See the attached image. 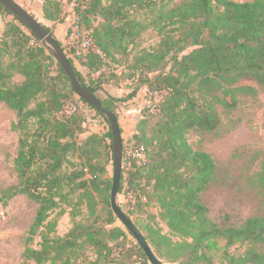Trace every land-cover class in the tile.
Instances as JSON below:
<instances>
[{"label":"trees","instance_id":"16d2710c","mask_svg":"<svg viewBox=\"0 0 264 264\" xmlns=\"http://www.w3.org/2000/svg\"><path fill=\"white\" fill-rule=\"evenodd\" d=\"M42 1L45 20L66 21L65 0ZM173 1L74 0L75 25L89 33L93 49L80 57L71 52L70 62L82 86L96 95L106 60L127 52L141 31L151 27L157 32L158 46L139 51L131 68L140 73V86L161 94V99L143 111L128 142L123 139V164L130 166L126 192L136 193L145 182L151 189L145 194L156 202L169 230L165 234L147 224L144 236L156 256L169 263L264 264V217L249 218L237 227L212 221L200 195L215 178L216 162L187 140L194 129L215 131L221 124L218 109H235L238 94H255L252 85L264 87V0H190L172 7ZM0 14L13 16L1 4ZM74 58L88 68L89 79L78 71ZM16 77L22 81L15 82ZM139 90L125 98L99 100L119 120L117 105L133 100ZM0 102L16 113L12 129L19 134L14 162L18 184L2 199L6 204L26 195L38 204L27 241L42 229L39 248L27 243L24 261L75 264L80 251L87 249L94 254L89 264H149L138 244L129 246L128 236L133 235L115 226L113 179L102 161L106 149L114 161L108 120L77 98L52 53L14 16L0 37ZM85 107L103 119L104 133L86 129ZM130 148L143 150L146 162L127 156ZM258 178L264 188V162ZM124 181L122 171L119 193ZM70 187L71 192L80 191L77 205L85 203L90 217L100 203L104 206L107 225L97 226L99 218L90 225L74 222L68 234L52 237L56 223L49 221L50 215L66 201L64 190ZM232 248L242 250L234 253Z\"/></svg>","mask_w":264,"mask_h":264},{"label":"rangeland","instance_id":"374dc122","mask_svg":"<svg viewBox=\"0 0 264 264\" xmlns=\"http://www.w3.org/2000/svg\"><path fill=\"white\" fill-rule=\"evenodd\" d=\"M16 1L42 25H45L46 21L42 17V0ZM188 1L190 0H174L172 7ZM232 1L249 2L253 0ZM73 8L74 0L64 1L66 21L70 20L71 22L75 18ZM12 18L13 16L9 15L3 16L5 22ZM138 19L143 20V17L138 16ZM49 24L51 29L53 23ZM159 42L160 37L157 32L149 27L141 31L134 44L130 43L127 52H116L114 58L106 60V66L103 68L104 74L100 79H97L100 73L92 75L93 79L100 81L102 89L96 92V96L102 100H106L108 96L125 98L135 88L140 89L133 100L118 104L116 108L120 127L122 129L123 126L125 131L124 136L122 135L125 142H128L135 133L143 111L148 106H152L153 102H158L161 99V94L150 93L146 86H140L138 81L140 73L131 68L133 57L139 51L142 49L152 50L158 46ZM61 43L64 48H67L68 35ZM67 52L70 54L68 49ZM71 56L69 55V57ZM74 60L82 66L79 59L74 58ZM87 78L89 79L88 76ZM14 81L21 82L22 79L16 77ZM106 86L114 87L116 92L122 96H112L109 92L103 91ZM252 86H255L257 92L255 94H238V104L235 109H218L221 124L215 131L203 132L194 129L187 133V140L192 148L195 151L210 154L216 162L215 178L200 195V199L207 206L210 219L219 226L237 227L249 218L264 217V188L258 178L264 162V87ZM77 98L79 97L77 96ZM84 110L86 113L91 112L96 116L97 121L91 125L95 126L97 132L104 133L103 119L86 107ZM85 116L87 118L86 114ZM16 120V113L9 109L5 103L0 102V264H35L34 261H24L23 254L27 243L33 248H39L42 241V229L30 241H27L38 204L26 195H18L6 204L2 199L7 189L18 184L14 162L19 151V134L12 129ZM129 128L133 134L128 131ZM106 143L109 145L110 141L107 140ZM108 152L106 149L102 161L107 162L108 178L112 179L113 161L109 160ZM129 169L130 166L127 164L122 170L125 181L124 189L117 197L118 204L124 211L130 213L131 219L144 235H146L147 224L161 228L165 234L169 233L168 228L159 217L158 205L145 194L151 190L150 187H145V182L141 183L139 191L136 193L126 192L129 188L127 183ZM70 190L71 187L64 190L66 201H62L50 215L49 221L53 220L56 223V233L52 232V237L68 234L73 228L74 222L90 225L99 218L96 222L97 226L107 225L106 211L101 203L97 206L98 213L90 217L85 203L77 205L80 191L71 192ZM72 213L76 214L74 219ZM115 226L125 228L119 220ZM128 241L130 247L138 244L136 239L130 235ZM235 248L231 249L234 253L242 250L235 251ZM159 259L164 264H175L162 258ZM92 260H94L93 252L82 249L75 264H89V262H93Z\"/></svg>","mask_w":264,"mask_h":264},{"label":"water","instance_id":"95a60500","mask_svg":"<svg viewBox=\"0 0 264 264\" xmlns=\"http://www.w3.org/2000/svg\"><path fill=\"white\" fill-rule=\"evenodd\" d=\"M0 4L8 9L15 18L21 21L25 26L35 34V36L48 48L54 58L57 60L65 74L69 78L76 95L88 104L95 111L103 115L109 122L113 136V182L111 190V207L114 215L121 224L133 235L139 246L144 251L150 264H164L154 253L144 234L137 228L135 223L129 218L118 204L122 169H123V138L119 120L117 116L107 110L100 102L99 98L92 92L85 89L80 83L75 70L70 62L69 53L59 44L57 38L49 33L44 26L25 8L15 0H0Z\"/></svg>","mask_w":264,"mask_h":264},{"label":"built area","instance_id":"2783aa9c","mask_svg":"<svg viewBox=\"0 0 264 264\" xmlns=\"http://www.w3.org/2000/svg\"><path fill=\"white\" fill-rule=\"evenodd\" d=\"M75 18L70 26L71 32L68 34V46L66 49L74 52V56L80 57L86 53L89 49H93L92 39L89 33L84 32L78 26L75 25ZM69 112L73 111L74 108H69ZM127 156L132 157L139 164H144L146 162L145 152L141 149H129L127 151Z\"/></svg>","mask_w":264,"mask_h":264},{"label":"crops","instance_id":"0c3cea01","mask_svg":"<svg viewBox=\"0 0 264 264\" xmlns=\"http://www.w3.org/2000/svg\"><path fill=\"white\" fill-rule=\"evenodd\" d=\"M16 2L19 3L18 1H16ZM42 17H43V15H42ZM45 21H46V23H44V24L47 25V26H49L50 25L49 24L50 22L47 21V20H45ZM73 21H74V19L71 22H70V20H67L64 23H55V24L53 23L52 24L53 26H51V30L53 32L54 37L57 38L58 41L62 42V40L66 39V37L68 35V31H69L70 26L73 23ZM5 23L6 22L3 20V16L0 14V37H1V35H2L3 31H4V29H5ZM77 62L78 61L75 60V65H76L78 71L82 75L87 76V74L89 72L88 68L85 67V66H83V65L80 66L79 64H77ZM107 87L108 86L104 87L103 88V91L109 92V94L112 95V96H119V97L122 96V95L118 94L119 92H116V90H115L114 87H112V86H110L108 88ZM111 89H114V90H111ZM87 112H88V110H87ZM88 113H90V114H88ZM88 113L85 112V114L87 115V123L85 124V127H86L87 130H90V132H97L95 130V126L94 125H91V123L97 121L95 119L96 116L93 113H91V112H88ZM121 130H122V135L124 136L125 131H124L123 126H122V129ZM128 131H131L130 128H129ZM131 134H133L132 131H131Z\"/></svg>","mask_w":264,"mask_h":264}]
</instances>
